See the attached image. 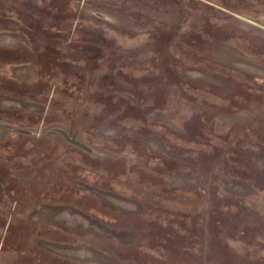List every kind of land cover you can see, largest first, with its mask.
Here are the masks:
<instances>
[{
  "label": "rangeland",
  "instance_id": "374dc122",
  "mask_svg": "<svg viewBox=\"0 0 264 264\" xmlns=\"http://www.w3.org/2000/svg\"><path fill=\"white\" fill-rule=\"evenodd\" d=\"M0 264H264V0H0Z\"/></svg>",
  "mask_w": 264,
  "mask_h": 264
},
{
  "label": "water",
  "instance_id": "95a60500",
  "mask_svg": "<svg viewBox=\"0 0 264 264\" xmlns=\"http://www.w3.org/2000/svg\"><path fill=\"white\" fill-rule=\"evenodd\" d=\"M57 132H58L59 134H61V135L63 136V138H64L68 143H70V144H72V145H74V146H76V147H78V148H81V149H83V150L89 151V149H88L86 146H84V145L81 144L80 142H78V141H76V140L70 138L65 132H63V131H61V130H58Z\"/></svg>",
  "mask_w": 264,
  "mask_h": 264
}]
</instances>
